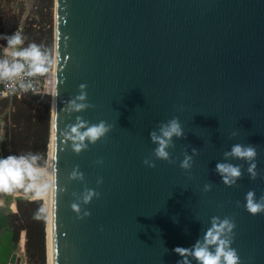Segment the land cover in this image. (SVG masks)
<instances>
[{
	"label": "water",
	"instance_id": "obj_1",
	"mask_svg": "<svg viewBox=\"0 0 264 264\" xmlns=\"http://www.w3.org/2000/svg\"><path fill=\"white\" fill-rule=\"evenodd\" d=\"M52 56L51 264H196L174 248H190L214 216L234 218L241 264H264V214L242 206L249 190L264 194V0H53ZM82 83L95 107L69 110ZM174 116L185 136L173 137L169 164L152 156L149 134ZM78 117L112 128L76 154ZM236 143L257 148L255 180L247 162L224 156ZM185 152L190 169L179 167ZM218 162L242 166L235 186ZM85 187L100 198L83 204ZM74 201L91 216L78 220ZM13 249L2 264H20Z\"/></svg>",
	"mask_w": 264,
	"mask_h": 264
},
{
	"label": "clouds",
	"instance_id": "obj_2",
	"mask_svg": "<svg viewBox=\"0 0 264 264\" xmlns=\"http://www.w3.org/2000/svg\"><path fill=\"white\" fill-rule=\"evenodd\" d=\"M0 39L7 42L6 46L3 47L2 58H0V84H11L14 88L23 92L34 91L31 83L25 82L23 77L45 75L50 69V56L35 42L28 44L27 47H20L25 40L20 31H16L11 35L0 36ZM87 87L86 83L79 85L81 91L74 99L69 101V110L81 112L90 107H95V105L87 102V92L85 91ZM77 120V124L71 126L69 135V138L73 140V150L76 154L87 149L89 144H96L102 138L106 139L112 128V125L107 124L104 120L96 124H89V122L79 117ZM149 135L151 141L157 145L152 152L155 160L174 164L175 161L170 157L167 149L170 146L174 147L173 137L181 138L185 136L179 118L174 116L166 123L162 122L159 125L158 132L153 130ZM192 151L194 155L197 153L196 149ZM257 155L258 152L255 146L240 143L232 145L230 151L224 153L225 157H233L247 162L249 164L247 172L252 180L260 175L256 165ZM183 156L184 158L180 161L179 167L190 169L193 156L188 155L186 152ZM44 158L46 159V157ZM41 159L42 157L38 153L9 154L0 157V195H12L17 191H22L30 200L42 202L53 186L54 181L50 178L47 168L39 163ZM155 160L145 156L142 162L149 168H155ZM94 163L103 165V158L97 159ZM216 171L222 177L223 182L230 187L235 186L243 176L242 166L232 163L218 162ZM71 178L81 181L85 179L84 173L77 170H73ZM96 183L101 185L103 177H98ZM211 188V184H205L204 186L205 191H210ZM100 196V192L85 187L80 201L87 205L92 202L93 197L99 199ZM236 204L238 207L241 206L239 201ZM242 206L253 216L264 214V194L257 198L255 190H249L245 194ZM71 208L76 213L78 220L91 216L90 209H85L82 212L81 203L74 201ZM48 215V209L41 204L34 212L33 218L37 221L47 220ZM235 228L236 223L233 217L225 216L220 219L214 216L211 218V223L201 239L195 241L190 248L177 246L174 248V252L182 258L190 256L196 264H241L238 250L232 246L236 236ZM177 264H183V261H177Z\"/></svg>",
	"mask_w": 264,
	"mask_h": 264
},
{
	"label": "trees",
	"instance_id": "obj_3",
	"mask_svg": "<svg viewBox=\"0 0 264 264\" xmlns=\"http://www.w3.org/2000/svg\"><path fill=\"white\" fill-rule=\"evenodd\" d=\"M49 5H51V0H49ZM47 25V28L42 30L37 38L36 34L30 28H25V26L21 27L19 31L27 41L37 42L42 50L51 56L52 26L50 11ZM1 35L2 30L0 28ZM50 104L49 95H23L18 99L12 98L10 104H8L7 99H0V113H3L4 122L3 136L0 141L1 157L9 154L38 153L42 157L39 163L44 165V157L47 161L50 136L48 132ZM5 109H7V112H4ZM14 203L16 211L8 213L10 232H6L0 238V264L3 263L8 253L10 241L13 242V248L17 246L20 231H24V252L29 264H47L46 232L44 231L46 221H37L33 218L34 212L43 203L25 197H17Z\"/></svg>",
	"mask_w": 264,
	"mask_h": 264
},
{
	"label": "rangeland",
	"instance_id": "obj_4",
	"mask_svg": "<svg viewBox=\"0 0 264 264\" xmlns=\"http://www.w3.org/2000/svg\"><path fill=\"white\" fill-rule=\"evenodd\" d=\"M48 4H49V0H0V28L2 30L1 36L11 35L16 31H19L21 27L25 26V28H30L31 31L34 34H36V38H37V36H39V33H41V31L46 29L48 26L47 20H48L49 11L51 18V26H53V0H51V5L48 6ZM29 24L31 25L29 26ZM32 42L34 41H29V40L27 41L25 39L24 44L21 45V47H27L28 44ZM6 43H7L6 40L0 39V44L6 45ZM52 57L53 56L51 52V58ZM50 98L52 101V97ZM4 112H7V109H5ZM0 122H1L0 141H1L3 136V126H4L3 113H0ZM48 132L50 133V123H49ZM45 164H46V159L44 165ZM5 197H6V201L3 203V205H5L6 212L7 213L15 212L16 209L14 211H11V209L8 208L10 199L8 195H5ZM21 234H23L22 248L20 247L19 244ZM24 240H25L24 231H20L18 235L17 246L13 249V251L20 257V264H29L24 252Z\"/></svg>",
	"mask_w": 264,
	"mask_h": 264
},
{
	"label": "built area",
	"instance_id": "obj_5",
	"mask_svg": "<svg viewBox=\"0 0 264 264\" xmlns=\"http://www.w3.org/2000/svg\"><path fill=\"white\" fill-rule=\"evenodd\" d=\"M4 46L6 45L0 44V58H2ZM52 58L50 56V69L45 75L38 76V77H23L25 82L31 83V85L34 88V91L30 90L28 92H23L21 90L14 88L11 84H0V99H7L8 104H10V101L12 98L18 99L22 97L23 95H28V94H36L39 96L49 95L51 97L52 92H53V85H54V71H53V59ZM18 81H19V78H18ZM8 197L10 199L8 208H10L11 211H14L15 210V203H14L15 199L17 197L27 198V195L23 193L22 191H17L16 193L12 195H8ZM11 204H13L14 208H11L10 206Z\"/></svg>",
	"mask_w": 264,
	"mask_h": 264
},
{
	"label": "bare ground",
	"instance_id": "obj_6",
	"mask_svg": "<svg viewBox=\"0 0 264 264\" xmlns=\"http://www.w3.org/2000/svg\"><path fill=\"white\" fill-rule=\"evenodd\" d=\"M53 59V58H52ZM53 71H54V64H53ZM53 94V92H52ZM52 100H53V95H51ZM52 103V101H51ZM52 126L50 125V136H49V143H48V151H47V161L46 164L44 165L49 173V176L51 178V159H52ZM51 188L49 189L46 197L43 200V206L48 209L49 215L48 219L46 221L45 225V232H46V259H47V264H51V236H50V209H51ZM2 203V199L0 198V204ZM11 208H14L13 204L10 205ZM23 234H21L20 237V247L22 248L23 244Z\"/></svg>",
	"mask_w": 264,
	"mask_h": 264
},
{
	"label": "flooded vegetation",
	"instance_id": "obj_7",
	"mask_svg": "<svg viewBox=\"0 0 264 264\" xmlns=\"http://www.w3.org/2000/svg\"><path fill=\"white\" fill-rule=\"evenodd\" d=\"M7 215H8V213H7ZM8 228H9V218H8ZM9 229H10V228H9ZM6 232H7V233L10 232V230H9V231L1 230V231H0V238H1Z\"/></svg>",
	"mask_w": 264,
	"mask_h": 264
}]
</instances>
